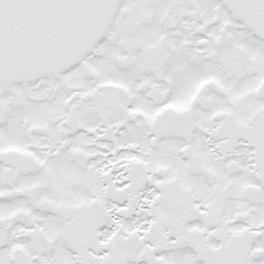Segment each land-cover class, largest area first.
Wrapping results in <instances>:
<instances>
[{
    "label": "snow or ice",
    "instance_id": "6c2138e0",
    "mask_svg": "<svg viewBox=\"0 0 264 264\" xmlns=\"http://www.w3.org/2000/svg\"><path fill=\"white\" fill-rule=\"evenodd\" d=\"M0 264H264V0H0Z\"/></svg>",
    "mask_w": 264,
    "mask_h": 264
}]
</instances>
